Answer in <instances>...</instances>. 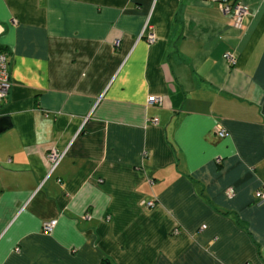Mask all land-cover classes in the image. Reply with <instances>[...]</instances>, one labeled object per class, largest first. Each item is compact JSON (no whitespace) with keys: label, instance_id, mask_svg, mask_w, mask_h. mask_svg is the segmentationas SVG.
<instances>
[{"label":"crops","instance_id":"obj_1","mask_svg":"<svg viewBox=\"0 0 264 264\" xmlns=\"http://www.w3.org/2000/svg\"><path fill=\"white\" fill-rule=\"evenodd\" d=\"M234 2L0 0V264H264V0Z\"/></svg>","mask_w":264,"mask_h":264},{"label":"built area","instance_id":"obj_2","mask_svg":"<svg viewBox=\"0 0 264 264\" xmlns=\"http://www.w3.org/2000/svg\"><path fill=\"white\" fill-rule=\"evenodd\" d=\"M222 10L225 14L230 15L234 21V26L236 29H241L243 27V23L245 18L249 15V8L247 5H244L239 2L231 3V0H221ZM147 41L149 44H154L157 41L156 35L153 32H149L147 35ZM226 59L232 64H236V60L230 54L226 55ZM12 87L11 79H10V71H9V56L7 53L0 51V104L4 103L9 96L10 89ZM148 103L150 105H162L163 99L161 97L152 96L148 99ZM152 123L154 125L158 124L156 120H153ZM216 134L220 138H227L229 133L224 129L223 126L219 125L216 128ZM67 156V151H58L52 150L47 156L48 162L50 164V171L48 177L53 175L55 171L58 169L60 164ZM218 162H220L218 160ZM58 182H62L60 179ZM229 195H233V191H229ZM256 198L259 204H264V187L257 192ZM148 207H154L155 202L151 201L147 204ZM56 221L47 222L44 224V231L46 233H50L53 231L56 226ZM18 251V250H17Z\"/></svg>","mask_w":264,"mask_h":264},{"label":"water","instance_id":"obj_3","mask_svg":"<svg viewBox=\"0 0 264 264\" xmlns=\"http://www.w3.org/2000/svg\"><path fill=\"white\" fill-rule=\"evenodd\" d=\"M8 129L7 125H5L4 121H0V135Z\"/></svg>","mask_w":264,"mask_h":264}]
</instances>
